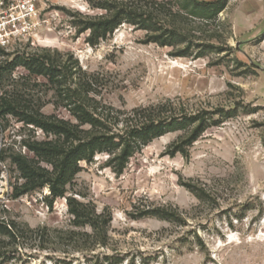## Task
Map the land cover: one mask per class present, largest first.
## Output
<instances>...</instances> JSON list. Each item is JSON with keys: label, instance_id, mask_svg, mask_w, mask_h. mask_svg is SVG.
I'll list each match as a JSON object with an SVG mask.
<instances>
[{"label": "rangeland", "instance_id": "obj_1", "mask_svg": "<svg viewBox=\"0 0 264 264\" xmlns=\"http://www.w3.org/2000/svg\"><path fill=\"white\" fill-rule=\"evenodd\" d=\"M95 2L36 0L31 37L0 47V97L12 102L0 111V219L48 235L42 245L18 243L0 264H264V0H226L210 20H170L180 33L173 44L143 43V30L122 23L91 47L73 21L103 12ZM173 2L175 10L182 1ZM38 55L77 61L93 81L89 94L115 108L170 100L216 121L186 154L167 151L186 136L175 131L136 151L119 173L106 153L81 161L66 195L108 221L97 238L71 224L65 197L47 205L48 187L13 196L22 179L11 155L28 154L24 142L44 137L20 114L72 119L56 88L26 68ZM77 76H66L64 87Z\"/></svg>", "mask_w": 264, "mask_h": 264}, {"label": "trees", "instance_id": "obj_2", "mask_svg": "<svg viewBox=\"0 0 264 264\" xmlns=\"http://www.w3.org/2000/svg\"><path fill=\"white\" fill-rule=\"evenodd\" d=\"M181 1V5L173 10V0H97L93 6L103 12L80 15L82 19L73 21L75 32L86 31L84 41L94 47L120 24L128 23L145 32L143 43L169 45L180 35L176 28L169 26L170 20L181 17L210 20L226 2ZM175 55H183V52ZM26 68L30 74L44 76L56 88L60 103L67 108L72 119L39 111L20 114L26 124L39 128L44 137L24 142L28 154L16 152L11 155V162L22 179L13 186V196L48 187L49 193L43 197L47 205L52 207L56 198L65 197L71 224L89 226L96 238L108 221L89 203L66 195V186L79 172L81 161L88 163L96 154L106 153V162L119 173L129 158L153 139L168 132H186V136L167 148L170 155L177 152L186 154L187 146L204 129L216 123L212 117L206 119L207 111L186 113L183 108L174 107L170 100L129 110L103 103L89 94L93 81L82 77L85 73H81L77 61L66 65L38 55L26 61ZM74 74L78 75L74 85L64 87L66 76ZM11 104L5 96L0 97L2 113L10 111ZM45 237L48 235L40 228H30L13 219H0V257L10 259L18 252L16 245L20 242L37 241L42 245L47 240ZM93 242L98 241L95 239Z\"/></svg>", "mask_w": 264, "mask_h": 264}, {"label": "built area", "instance_id": "obj_3", "mask_svg": "<svg viewBox=\"0 0 264 264\" xmlns=\"http://www.w3.org/2000/svg\"><path fill=\"white\" fill-rule=\"evenodd\" d=\"M39 26L36 0H0V47L31 37Z\"/></svg>", "mask_w": 264, "mask_h": 264}]
</instances>
